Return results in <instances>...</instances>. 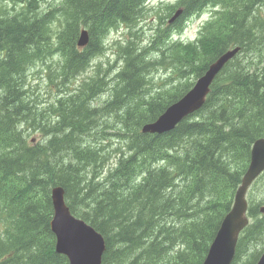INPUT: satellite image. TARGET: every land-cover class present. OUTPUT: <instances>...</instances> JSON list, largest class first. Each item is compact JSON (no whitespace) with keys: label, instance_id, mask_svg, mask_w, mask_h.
<instances>
[{"label":"trees","instance_id":"obj_1","mask_svg":"<svg viewBox=\"0 0 264 264\" xmlns=\"http://www.w3.org/2000/svg\"><path fill=\"white\" fill-rule=\"evenodd\" d=\"M5 1L14 5L11 12L4 11ZM46 1L0 0V264H69L56 252L51 230L52 189L58 186L72 214L103 235L102 264H203L233 207L252 146L264 138V0H180L182 16L159 32L152 48H124L114 88L102 77L78 79L107 47L99 33L136 25L148 0H58L53 10L37 12ZM207 9L213 17L198 40L175 54L173 34ZM55 20L61 31L51 43L45 37ZM85 27L90 42L79 49L75 42ZM235 47L241 52L218 75L199 111L168 133L142 132ZM51 59L59 64L60 85L69 78L78 85L59 101L55 120L42 125L26 79L38 62ZM158 62L179 75L176 91L151 90V70L164 67ZM100 87L112 98L96 107ZM114 116L126 149L105 170L110 154L95 138L105 134L107 140ZM27 124L46 139L29 141ZM263 204L250 202L251 223L232 264H257L264 252Z\"/></svg>","mask_w":264,"mask_h":264},{"label":"rangeland","instance_id":"obj_2","mask_svg":"<svg viewBox=\"0 0 264 264\" xmlns=\"http://www.w3.org/2000/svg\"><path fill=\"white\" fill-rule=\"evenodd\" d=\"M57 1L58 0L52 1L49 5L39 4L38 10L36 11L39 12L42 9L52 10V7L55 6V2ZM179 1L180 0H148V6L144 17L134 26H124L114 30L108 36L106 41L107 47L105 51L93 60L91 63L92 65L90 64L91 67L86 73L79 77L78 81L81 82L83 79H90L92 77H102L105 80L107 86L112 88L115 84V75L120 71L124 64V48L130 43H134L135 47L139 48V50L147 46L152 48L153 39L159 34L160 31L166 29V27L169 25V20L171 17L176 11L180 9V7L177 6ZM6 5H8L9 8L13 7V4ZM171 7L175 8L171 9ZM212 17V10L207 9L204 11V13L192 17L181 32H175L172 37L173 41L171 43L174 45L179 43L176 46L173 45V51L175 54H181V50H184L183 45L189 46L190 44L195 43L199 38L200 29ZM53 30L54 35H56V29L53 28ZM98 38L102 39L101 32L99 33ZM116 45L119 46L116 47ZM117 48H119V50ZM66 51L67 50L61 53V55L65 54ZM151 52L152 53L150 56H157L156 52L152 51V49ZM64 57L67 58V56ZM160 67L161 66H159V70H151V73H153L151 74L153 76L150 75L151 79L154 78L152 80L153 83L151 85V90L156 91L163 87H170L171 90L176 91L175 89L178 85H180L179 75L174 72L175 69L171 68V65L164 66L161 69ZM48 72L50 73L48 74ZM60 72L61 70L58 62L52 60H48L43 64L38 62V65L32 67L28 72L26 83L30 91L28 94L29 101H32L33 105H36L34 108L42 112L41 115H38V119L42 125H46L49 121L53 122L55 120L54 113L57 107H60L59 101L70 95V92L73 91L78 85L77 83L75 84V82H73V79L75 78H69L64 85H60ZM113 74L114 76H112ZM1 92L2 90L0 91V95ZM110 95V90L104 91L102 95L96 99L94 105L96 107L104 106V103L111 97ZM28 125L29 124L26 125V128H28ZM121 125V120L114 116L108 122L107 129H104L105 132L107 131L109 134L106 136L108 137L107 140H104L105 134H103V136L98 135L95 138V143H100L101 147L105 150L106 155H108V153L110 154L109 158L106 157L107 165L104 168L105 170L108 167L114 165L118 156L121 155V151L126 149L124 147V142L118 136V131ZM26 135L29 138V141H33V143L43 142L46 139L44 132L41 131V129H37L36 126L35 128L29 127L26 131ZM248 199L250 202L255 204L264 201V176L261 178L260 182L256 183L255 186L251 188V191L248 194Z\"/></svg>","mask_w":264,"mask_h":264},{"label":"water","instance_id":"obj_3","mask_svg":"<svg viewBox=\"0 0 264 264\" xmlns=\"http://www.w3.org/2000/svg\"><path fill=\"white\" fill-rule=\"evenodd\" d=\"M183 11L178 10L170 19L174 23ZM78 45L89 44V33L82 29ZM234 48L221 55L202 75L193 88L180 100L170 105L154 122L143 126L145 134H164L174 130L184 119L199 111L206 103L215 79L225 66L240 52ZM264 173V138L257 139L251 150L250 163L239 186L234 204L225 216L212 242L203 264H232L240 234L249 224L247 193L255 181ZM54 216L51 230L56 237V252L65 255L69 264H102L106 242L101 233L70 211L61 186L52 189ZM264 214V207L260 209ZM257 264H264V252Z\"/></svg>","mask_w":264,"mask_h":264},{"label":"bare ground","instance_id":"obj_4","mask_svg":"<svg viewBox=\"0 0 264 264\" xmlns=\"http://www.w3.org/2000/svg\"><path fill=\"white\" fill-rule=\"evenodd\" d=\"M52 1H56V0H47L46 2H43V4H45V5H49ZM60 1V0H59ZM6 4H9V5H11V3H10V1H5L4 3H3V5H5V9H4V11H7L8 9V11L7 12H11L13 9H14V5H13V7H11V8H9L8 7V5H6ZM55 4H57L58 5V1L57 2H55ZM19 7H15V9L17 10ZM53 8V7H52ZM45 9H42L41 11H40V13L41 14H43V11H44ZM53 10V9H52ZM46 11H48V10H46ZM38 12V11H37ZM121 16V15H120ZM58 23H60L59 21H58ZM62 23V22H61ZM55 24V25H54ZM53 25H50V27H49V33H47V35H46V37H45V39L46 40H49L51 43H55L59 38H55L56 36L54 35V30H53V28H55L56 29V33L58 32V30H60V24L59 25H57L56 24V20H55V23H54ZM20 25V24H19ZM62 26V25H61ZM105 26V25H104ZM104 26L103 27H101L100 28V30L101 29H103L104 28ZM87 27V26H86ZM84 28L86 31H88L87 30V28ZM114 27V29L112 30L111 28L112 27H109L108 29H106L104 32H101V35H102V39H100V38H98L99 40H101L102 42L104 41V42H106L107 41V39H108V36L114 31V30H116V29H119V28H121L122 26H118V28L116 27V29H115V26H113ZM127 27V26H126ZM81 29V28H80ZM61 31V30H60ZM82 29L80 30V33H79V36H78V38H77V41L75 42V45L77 46V48H79V49H82L79 45H78V41H79V38H80V36H81V33H82ZM59 33V32H58ZM88 33H89V31H88ZM60 34V33H59ZM59 34H58V36H59ZM90 36V35H89ZM107 37V39L105 40V38ZM90 38V37H89ZM89 42H90V40H89ZM100 42V41H99ZM43 43H45V42H43ZM58 44H59V42H58ZM101 44V43H100ZM140 44V43H139ZM89 45V44H88ZM107 45V44H106ZM51 46V45H50ZM50 46H49V48H50ZM117 46H119V45H116V47ZM49 48H47V50L49 49ZM120 48V47H119ZM119 48H117L118 50H119ZM55 50H57V49H55ZM67 51H69L68 49H67ZM67 51H66V53H67ZM103 51V50H102ZM100 52H101V50H100ZM116 52V51H115ZM118 52V51H117ZM56 54H58V55H61V54H59V53H56ZM100 54V53H99ZM116 54V53H115ZM49 56H50V54H49ZM97 56H98V54H97ZM60 57V56H59ZM63 57V59H67V58H65L64 56H62ZM61 58V57H60ZM55 59V58H54ZM57 59H59V58H56L55 60H57ZM93 59H95V58H93ZM52 60V59H51ZM61 60V59H60ZM46 61H48V60H46ZM61 61H63V60H61ZM92 61V60H91ZM93 62V61H92ZM91 62V63H92ZM45 63V62H44ZM89 63V62H88ZM158 63H161V62H158ZM157 63V64H158ZM43 64V63H42ZM156 64V65H157ZM38 65V64H37ZM92 65V64H91ZM161 65H163L162 63H161ZM46 66H48V65H46ZM61 66V65H60ZM158 66V65H157ZM164 66V65H163ZM88 67V66H87ZM162 67V66H161ZM49 68V67H48ZM122 69V68H121ZM161 69V68H160ZM170 69V68H169ZM174 69V68H173ZM80 70H82V69H80ZM86 70V68L84 69V71ZM164 70V69H163ZM78 71V70H77ZM56 72V71H55ZM83 72V71H82ZM50 72H48V74H49ZM112 73V72H111ZM161 73V72H160ZM57 74H58V72H57ZM151 74H153V73H151ZM157 74V73H156ZM50 75H52V74H50ZM118 74H116L115 76H117ZM155 75V74H154ZM49 76V75H48ZM105 76V75H104ZM112 76H114V74L112 75ZM150 76V75H149ZM151 76H153V75H151ZM108 77V76H107ZM110 77V76H109ZM51 78V77H50ZM100 78V77H99ZM96 79V78H95ZM110 79V78H109ZM150 79V78H149ZM154 78H152V80H153ZM111 80V79H110ZM109 80V81H110ZM113 80V79H112ZM86 81V80H85ZM94 82H95V80H94ZM115 82V81H114ZM83 83H84V81H83ZM93 83V82H92ZM103 84L104 85V83L103 82H100V84ZM97 83H95V85H96ZM102 84H101V86H102ZM94 85V86H95ZM107 85V84H106ZM111 85V84H110ZM89 86H90V84H89ZM89 86H87V87H89ZM93 86V85H92ZM97 86H95V88H96ZM104 87H105V85H104ZM82 88V87H81ZM89 88H91V87H89ZM88 88V89H89ZM98 88V87H97ZM101 88V87H100ZM112 88H114V87H112ZM107 89H108V87H107ZM90 90V89H89ZM98 90H99V88H98ZM101 90H102V88H101ZM100 90V91H101ZM91 91V90H90ZM103 91V90H102ZM104 92V91H103ZM102 92V93H103ZM108 92V91H107ZM116 93V92H115ZM114 93V94H115ZM105 94V93H104ZM107 94V93H106ZM102 95V94H101ZM99 96V95H98ZM109 97V96H108ZM115 97V96H114ZM98 98V97H97ZM112 98V97H111ZM110 99V98H109ZM92 101V100H91ZM111 101V100H110ZM109 101V102H110ZM105 103H107L108 104V102H105ZM104 103V104H105ZM106 104V105H107ZM107 107V106H106ZM102 108V107H101ZM103 109H104V107H103ZM102 109V110H103ZM107 109V108H106ZM123 112V111H122ZM108 113V112H107ZM119 124V123H118ZM7 128V127H6ZM120 129H121V127H120ZM9 131V130H8ZM120 143V142H119ZM122 147V146H121Z\"/></svg>","mask_w":264,"mask_h":264}]
</instances>
